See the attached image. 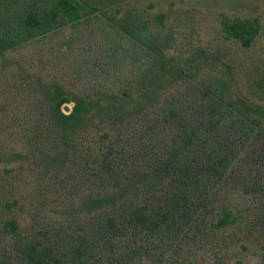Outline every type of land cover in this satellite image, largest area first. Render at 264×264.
Here are the masks:
<instances>
[{"label": "rangeland", "instance_id": "rangeland-1", "mask_svg": "<svg viewBox=\"0 0 264 264\" xmlns=\"http://www.w3.org/2000/svg\"><path fill=\"white\" fill-rule=\"evenodd\" d=\"M120 2L122 6L103 4V13H90L80 24L65 27L12 54L8 63L13 66L6 72L0 65V84L6 83L10 90L2 99L12 102V114L5 118L0 114V124H5L0 130V149L8 156L0 163V222L14 218L24 236L52 247L62 264H264V138L256 132L232 130L227 134L221 129L211 135L207 126L200 124L196 126L201 132L195 145L181 149L174 146L175 140L164 146L150 139L152 130L166 136L172 125L132 120L122 136L128 141L133 160L146 158L140 160L146 166L147 160L161 158L172 160L180 168H192L187 169L186 181L194 194L189 205L192 217L188 223L180 221L181 214L172 215L165 207L160 208L159 195L141 189L135 199L155 208L148 223L140 230L122 231L115 237L101 235L108 240L107 245L90 234L93 217L81 212L79 206V200L95 188L88 169V173L81 170L41 177L32 164L15 156L25 152L21 127L29 108L27 94L16 88L20 65L29 68L32 77L46 84L57 82L75 94L118 91L136 77L132 56L138 50L124 38H114L106 23L104 14H115L118 7L165 15L166 30L174 33L179 43L172 54L187 58L200 51L210 52L220 60L224 71L231 68L235 95L264 105V90L257 86L264 78V0ZM223 17L258 19L263 29L255 46L246 50L224 40L220 25ZM185 86L173 87L167 96L187 93ZM225 158L232 162L230 167L219 168L216 175L212 169ZM197 198L203 202L201 207L194 204ZM8 199L22 201L7 211L4 204ZM225 213L236 217L237 223L216 228ZM2 228L0 223V264L4 254L8 264H15L17 255L12 253V244L16 243L1 234ZM83 239L85 250L76 254L73 248Z\"/></svg>", "mask_w": 264, "mask_h": 264}, {"label": "trees", "instance_id": "trees-1", "mask_svg": "<svg viewBox=\"0 0 264 264\" xmlns=\"http://www.w3.org/2000/svg\"><path fill=\"white\" fill-rule=\"evenodd\" d=\"M0 1L3 73L13 66L8 63L9 57L27 45L42 41L65 27L80 24L90 13H103V4L110 2L122 6L121 0ZM125 11L118 7L115 14H104L113 37L124 38L138 50L132 56L136 77L118 91L103 89L75 94L57 82L46 84L37 76L32 77L29 68L23 65L17 70L16 88L19 86V91L27 94L29 108L21 127L26 138L25 152L15 156L32 164L33 171L41 177L90 171L89 179L95 188L79 200V206L81 212L93 217L90 234L98 236V241L104 245L109 242L101 235L115 237L122 231L140 230L148 223L149 214L155 208L135 199L141 189L159 195L160 208L165 207L171 214H181L180 221L188 223L192 217L189 205L194 194L186 182L187 169L192 168H180L172 160L161 158L147 160L146 166L140 161L146 158L133 160L129 156L128 141L122 134L129 124L132 126L135 118L145 121L146 125L149 121L155 126L172 125L166 136L152 130L150 139L164 146L175 140L174 146L181 149L195 145L201 132L196 126L200 124L207 126L211 135L224 129L227 134H232V130L236 133L253 131L264 138V105L235 95L230 67L224 71L220 60L207 51L187 58L177 57L172 51L179 45L178 38L167 32L165 15L130 10L120 17ZM220 25L224 40L246 50L255 46L263 29L258 19L249 18L223 17ZM182 85H186L187 93L167 96L173 87ZM257 86L264 90V78ZM8 89L6 83L0 84V114L4 118L12 114V102L2 99L3 94H9ZM70 105L72 109L68 111ZM4 126L2 121L0 130H4ZM175 153L178 155L177 150ZM7 158L0 149V163ZM231 163L228 158L221 159L218 167L212 170L217 175L220 169L227 170ZM2 186L0 179V191ZM200 200L195 199L196 207H201ZM21 201L8 199L4 207L11 211ZM2 221L1 234L16 243V246L12 244V253L17 255L15 264H62L52 247L24 236L14 218ZM237 221L232 214L225 213L215 227L222 229ZM84 250V239L73 248L80 255ZM2 259L1 264H8L5 254Z\"/></svg>", "mask_w": 264, "mask_h": 264}, {"label": "built area", "instance_id": "built-area-1", "mask_svg": "<svg viewBox=\"0 0 264 264\" xmlns=\"http://www.w3.org/2000/svg\"><path fill=\"white\" fill-rule=\"evenodd\" d=\"M69 108L72 109V106L70 105Z\"/></svg>", "mask_w": 264, "mask_h": 264}]
</instances>
